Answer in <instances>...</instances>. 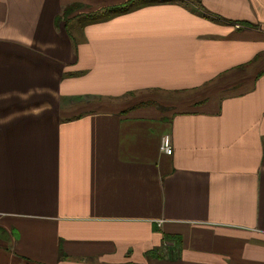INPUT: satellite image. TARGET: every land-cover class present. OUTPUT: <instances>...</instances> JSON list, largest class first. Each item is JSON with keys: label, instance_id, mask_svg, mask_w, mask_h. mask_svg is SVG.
<instances>
[{"label": "crops", "instance_id": "0c3cea01", "mask_svg": "<svg viewBox=\"0 0 264 264\" xmlns=\"http://www.w3.org/2000/svg\"><path fill=\"white\" fill-rule=\"evenodd\" d=\"M263 52L264 0H0V264H264Z\"/></svg>", "mask_w": 264, "mask_h": 264}, {"label": "rangeland", "instance_id": "374dc122", "mask_svg": "<svg viewBox=\"0 0 264 264\" xmlns=\"http://www.w3.org/2000/svg\"><path fill=\"white\" fill-rule=\"evenodd\" d=\"M94 1H88L87 2V4L85 3V4H81V5H78V7H76L75 5H71V6H69V7H71L72 8V10L70 11V12H68V13H64L65 12V10L67 9H65V10H63V13L61 14V16L59 17V19H66L65 17H73L74 19L73 20H71L70 22L72 23L71 25H72V27H75V26H78L79 27V25L81 24V23H84L85 21H86V17H88L90 14H92L93 15V18H99L100 16L97 14V12H92V6L91 5H89L90 3H93ZM95 3V2H94ZM93 3V4H94ZM98 4V3H97ZM98 5H101V4H98ZM73 6V7H72ZM97 8H100V6L99 7H97ZM64 15H67V16H65L64 17ZM86 17H85V16ZM98 15V16H97ZM75 17H80V18H75ZM66 20H68V19H66ZM61 22H63V21H61ZM239 27V26H238ZM240 28V27H239ZM264 53V52H263ZM256 57H258V55L256 56ZM255 57V58H256ZM259 58L261 59V58H264V54L262 55V56H259Z\"/></svg>", "mask_w": 264, "mask_h": 264}, {"label": "built area", "instance_id": "2783aa9c", "mask_svg": "<svg viewBox=\"0 0 264 264\" xmlns=\"http://www.w3.org/2000/svg\"><path fill=\"white\" fill-rule=\"evenodd\" d=\"M159 150L161 153H163L165 155H171L172 146H171L169 136L165 135L160 139Z\"/></svg>", "mask_w": 264, "mask_h": 264}, {"label": "trees", "instance_id": "16d2710c", "mask_svg": "<svg viewBox=\"0 0 264 264\" xmlns=\"http://www.w3.org/2000/svg\"><path fill=\"white\" fill-rule=\"evenodd\" d=\"M73 7V6H72ZM72 10V8L71 7H68L66 10H65V12L66 13H68V12H70ZM67 16V15H66Z\"/></svg>", "mask_w": 264, "mask_h": 264}]
</instances>
